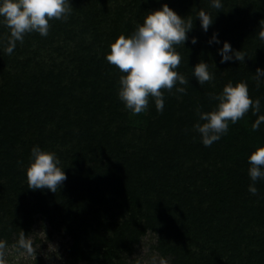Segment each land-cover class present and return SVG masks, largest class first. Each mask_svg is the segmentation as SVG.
<instances>
[{"label": "trees", "instance_id": "trees-1", "mask_svg": "<svg viewBox=\"0 0 264 264\" xmlns=\"http://www.w3.org/2000/svg\"><path fill=\"white\" fill-rule=\"evenodd\" d=\"M70 2L73 11L66 22L50 20L46 37L26 34L11 55L3 50L9 31L0 24V159H15L27 141L39 144L53 123V137L62 131L61 139L75 142L82 157L90 156L92 165L80 167L75 194L67 196L60 188L55 194H42L58 216L51 223L67 239L72 261L103 258L97 264H126L124 253L131 255L133 242L149 229L157 234L155 249L169 257L171 264H264V180L256 182L258 195H252L249 164L235 163L232 168L223 149L231 144L232 134L248 137L258 115L250 109L235 124L229 122L227 133L209 147L193 128L199 121L197 108L213 110L217 101L210 93L218 94L228 82H246L250 98L260 99L259 114H264V84L257 87L254 79L256 68H264V0H222L220 9L213 8L210 0ZM162 4L192 20L189 40L196 37L198 43L175 45L182 57L176 71L189 80L188 85L177 86L185 87L186 93L162 89L163 111H157L150 97L147 116L136 124L131 122L135 115L118 99L123 73L105 55L109 44L122 34L130 35L147 12ZM201 9L214 19L207 33L197 19ZM213 33L244 53V62L220 63L217 49L222 44L210 47L207 43ZM201 60L215 76H221L220 82L216 77L204 84L194 79L192 67ZM122 136L130 143L120 154L117 145ZM251 136L264 144V124ZM211 162L222 164L225 179L234 181L235 194L221 187L218 194L205 190L203 184L211 178L203 168ZM20 169L0 167V188L4 189L0 192L4 211L0 238L18 243L27 241L29 221L6 210L18 201L16 196L29 190L21 185ZM4 181L13 194L6 192ZM99 195L121 212L132 207L145 210L144 226L131 232L126 228L118 237L114 231L111 235L102 227V231L91 227L88 212L98 204ZM216 197L220 201L213 204ZM134 219L131 215L130 223ZM187 238L206 244L208 255L187 251L183 244Z\"/></svg>", "mask_w": 264, "mask_h": 264}, {"label": "clouds", "instance_id": "clouds-1", "mask_svg": "<svg viewBox=\"0 0 264 264\" xmlns=\"http://www.w3.org/2000/svg\"><path fill=\"white\" fill-rule=\"evenodd\" d=\"M210 2L215 9L222 7V0ZM72 11L70 0H0V24L9 31L3 50L11 55L17 42L22 43L26 34L38 33L46 37L49 34L50 20L55 18L66 22ZM197 19L205 33L214 23L212 16L203 9L198 12ZM192 29V20L181 17L167 4H162L159 9L147 12L143 22L138 23L130 35L122 34L109 44L105 59L123 73L118 81V99L131 114L146 112L150 97L154 99L157 111H163L165 98L162 89L172 92L175 88L176 93H186L185 87L177 86L188 85L189 80L176 71L182 57L175 45H184L185 42L197 44L198 38L191 37L189 40L188 34ZM207 43L210 47L222 44L217 49L222 64L245 60V54L234 50L230 42L220 41L219 33H213ZM192 75L199 84L215 78L208 63L203 60L192 67ZM254 79L257 87L264 84V68H256ZM210 96L217 101L215 108L208 112L197 108L199 121L203 123L198 121L193 125L205 147L219 140L227 133L229 122L235 124L250 109L254 115H258L252 124L253 130H259L264 124V114H259L261 101L259 98H250L246 82L235 85L228 82L222 91L218 94L210 93ZM247 160L248 175L252 182L248 191L252 195H258L256 182L264 180V145L252 151ZM60 164L55 152L44 151L38 145L33 146L29 164L25 168L29 189H46L55 193L67 179ZM21 243L31 250L27 241L22 240Z\"/></svg>", "mask_w": 264, "mask_h": 264}, {"label": "rangeland", "instance_id": "rangeland-1", "mask_svg": "<svg viewBox=\"0 0 264 264\" xmlns=\"http://www.w3.org/2000/svg\"><path fill=\"white\" fill-rule=\"evenodd\" d=\"M227 41L230 42L229 40ZM215 77L218 82L221 81V76L216 74ZM216 103L217 102H215V104ZM147 114L148 111L136 114L135 117L133 116L131 122L136 124L142 123L143 118H145ZM55 125L56 124L53 123L51 126L47 127L46 130L50 134L51 138H49L48 133H43L46 136H43L42 141L37 145L44 151L55 152L61 162L60 166L65 172L67 169L78 172L77 174H67L66 172L65 174L67 179L60 187L63 193H66L67 196H70L71 194H75L74 192L76 191L78 180L81 178L80 172L82 169L80 167H83L84 165H87L86 167H88V165H92V163L90 162V156L84 158L81 154L79 155V149L75 142L71 143L70 140L65 141L61 139L62 134H64L62 131L59 132L60 134L58 136H52L54 133L52 129H55ZM253 132L254 130L250 131L248 137L245 135L234 137L232 134L229 137L231 144H225L223 146L224 152L225 149H227L225 156H223L226 157V160L233 163L232 168L234 167L235 163L239 165L244 163L245 166H247V158L249 154L257 147L264 145L258 140V138L251 136ZM129 143L130 142L125 136L120 138L117 145V150L120 154L125 148L127 149ZM37 145H30L27 141L24 145L19 147V155L16 156L15 159H0L2 161L0 162V167L2 168L6 167L8 169H12L15 165L21 167L19 170L21 175H18L20 176L22 186L28 185L25 179V168L29 164L31 148ZM77 155H79L78 158L74 159L73 156L76 157ZM223 159L225 160V158ZM76 160L79 162L78 166H75L77 164L75 162ZM244 160L247 161L243 162ZM64 165H66L65 168ZM203 170L208 172V177L211 178L209 182L203 184L206 186L205 190L218 194L219 190L217 189L221 187L223 190L227 191L229 189L232 192L234 181L225 179L226 172L223 170L221 163L211 162L210 165L204 167ZM110 177L112 178L113 175ZM4 185L6 186V181H4ZM8 187L9 186H6V192L8 191L13 194V189H8ZM1 190L4 189L0 188V192ZM232 193L235 194V191ZM42 194L47 195L52 194V192L46 189H29L28 191L21 193L20 196H16L15 199L19 202L17 201L12 203L11 206L6 210L8 213L17 218L19 217L22 220L27 219L29 221L28 224L29 227H31V230L28 233L27 242L30 244L31 250L29 251V249L23 244L13 241L14 239L12 238H0V264H97L98 262L103 261V258L100 260L93 259L90 261L86 259H81L80 261L78 260L76 262L72 261L69 253L66 251L67 239L63 236L62 232L56 231L51 223V221L58 216H56L54 213V208L50 205H47V199ZM0 196L2 195L0 194ZM36 197L39 198L35 199ZM103 199H105V197H101V195H99L98 204L93 206L88 212L89 214L87 220L91 227H99L98 229L100 231H102L103 228L104 231L106 230L107 233L111 235L112 231H114L118 237L126 228L130 229L131 232L134 227L142 228V226H144L143 223L145 221V216L147 215L145 210H138L137 208L132 207V209L124 208L125 210L121 212L115 204H106L103 202ZM60 200L63 201L62 198H60ZM219 201L220 198L216 197L213 199L212 203L218 204ZM41 203L43 209L42 207L38 209ZM2 207L3 203H0V215L2 214L1 212H4ZM14 207L18 208L15 209ZM131 215L135 216V219L132 223H130ZM192 235L193 234L190 236ZM196 241L198 240L187 238V241H184L183 244L187 251H191L197 255H199L201 252L208 255L207 245ZM156 242L157 234L149 229L145 230L139 237V240L135 243L133 242L131 245L133 253L128 256H126V253H124V262L126 264H171L169 257H162L155 249L154 246L156 245Z\"/></svg>", "mask_w": 264, "mask_h": 264}]
</instances>
